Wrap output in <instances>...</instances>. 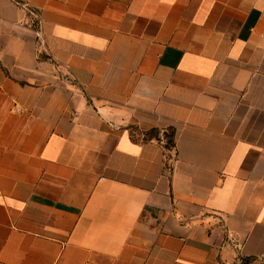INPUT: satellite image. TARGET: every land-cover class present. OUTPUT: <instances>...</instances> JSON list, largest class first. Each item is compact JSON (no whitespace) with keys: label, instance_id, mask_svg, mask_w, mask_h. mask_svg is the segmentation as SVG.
Segmentation results:
<instances>
[{"label":"crops","instance_id":"crops-1","mask_svg":"<svg viewBox=\"0 0 264 264\" xmlns=\"http://www.w3.org/2000/svg\"><path fill=\"white\" fill-rule=\"evenodd\" d=\"M262 258L264 0H0V264Z\"/></svg>","mask_w":264,"mask_h":264},{"label":"built area","instance_id":"built-area-1","mask_svg":"<svg viewBox=\"0 0 264 264\" xmlns=\"http://www.w3.org/2000/svg\"><path fill=\"white\" fill-rule=\"evenodd\" d=\"M31 14L37 18L35 13H31ZM35 36H36V45H37V55L41 57L42 54L45 52L46 39L40 28L35 30ZM262 264H264V258H262Z\"/></svg>","mask_w":264,"mask_h":264},{"label":"trees","instance_id":"trees-1","mask_svg":"<svg viewBox=\"0 0 264 264\" xmlns=\"http://www.w3.org/2000/svg\"><path fill=\"white\" fill-rule=\"evenodd\" d=\"M165 138L167 139V148L174 146V132H169L165 134Z\"/></svg>","mask_w":264,"mask_h":264}]
</instances>
